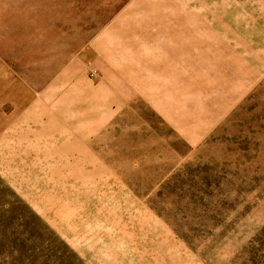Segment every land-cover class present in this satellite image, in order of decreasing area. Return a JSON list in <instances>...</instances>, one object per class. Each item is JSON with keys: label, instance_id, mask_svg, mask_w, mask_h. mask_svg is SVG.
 Wrapping results in <instances>:
<instances>
[{"label": "rangeland", "instance_id": "374dc122", "mask_svg": "<svg viewBox=\"0 0 264 264\" xmlns=\"http://www.w3.org/2000/svg\"><path fill=\"white\" fill-rule=\"evenodd\" d=\"M0 264H264V0H0Z\"/></svg>", "mask_w": 264, "mask_h": 264}]
</instances>
